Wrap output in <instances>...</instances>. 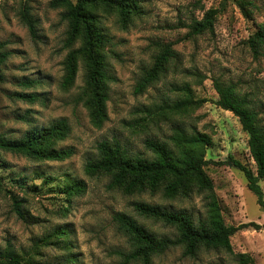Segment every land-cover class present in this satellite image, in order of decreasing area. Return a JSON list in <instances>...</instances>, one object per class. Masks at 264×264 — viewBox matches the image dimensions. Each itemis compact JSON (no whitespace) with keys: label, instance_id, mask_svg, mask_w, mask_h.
Wrapping results in <instances>:
<instances>
[{"label":"rangeland","instance_id":"obj_1","mask_svg":"<svg viewBox=\"0 0 264 264\" xmlns=\"http://www.w3.org/2000/svg\"><path fill=\"white\" fill-rule=\"evenodd\" d=\"M27 1L37 20V38L32 39L17 16ZM238 0H139L142 15L126 30L115 16L102 17V27L110 37L107 51L109 84L107 121L96 129L89 123L86 109L77 101L83 87V67L78 66L74 85L60 88L66 22L61 10L49 7L50 0H0V42L7 43L8 61L1 67L0 136L19 139L32 128L46 127L65 119L68 138L57 148H72L74 155L64 162H36L0 150V250L9 249L39 264H128L120 253L129 245L113 217L125 213L157 236L175 235L174 229L136 215L132 203L142 201L175 211H185L195 220L205 217L203 197L167 200L161 194L124 196L108 190L106 177L89 178L84 163L95 157L102 140L117 141L131 155L151 154L143 145L147 138L164 141L174 126L208 134L206 167L228 225L254 222L264 225V212L256 196L247 189L243 173L232 162L238 161L255 172L247 147V135L236 117L214 104L217 94L213 79L233 83L240 93L252 99L264 125V48L254 57L246 41L264 25V0L251 1L252 15L246 17L237 7ZM219 14L211 33L189 37L191 19H201L203 11ZM172 43L177 61L158 82L142 94L135 86L142 71L152 62L156 43ZM202 82L199 84V79ZM200 77V78H199ZM24 79L34 80L32 88L21 86ZM187 83L197 99L207 102L184 116L165 113L153 123L143 124L144 108H160L178 96L172 85ZM15 93H34L33 103L20 100ZM44 177L54 180L44 182ZM19 179L20 182L17 181ZM70 179L83 180L87 190L78 197L66 198L61 192ZM264 191V183L260 182ZM20 201L24 218L15 213L13 201ZM60 233H64L61 235ZM233 252L251 256L254 264H264V230L247 228L231 237ZM129 264H140L133 262ZM152 264H236L219 251H200L194 257L183 255L179 247L155 256Z\"/></svg>","mask_w":264,"mask_h":264},{"label":"trees","instance_id":"obj_2","mask_svg":"<svg viewBox=\"0 0 264 264\" xmlns=\"http://www.w3.org/2000/svg\"><path fill=\"white\" fill-rule=\"evenodd\" d=\"M237 7L246 17L252 15L253 4L248 0L236 1ZM49 7L61 10V18L66 22L64 47L68 52L63 60V75L60 88L69 90L75 83L78 66L83 67V87L77 101L87 111L89 123L100 129L107 121V101L109 84L114 79L108 71L107 47L110 37L102 27V17L115 16L117 26L126 30L135 18L142 15L139 0H50ZM203 11L201 19L193 18L188 25L189 37L211 33L219 11L208 9ZM17 16L32 39L37 38V20L31 14L27 1H23ZM254 57L260 56L264 48V25L246 41ZM7 43L0 42V83L4 81L1 67L8 61L10 52ZM157 51L151 65L142 71L137 80L134 93L142 94L148 87L166 75L172 63L177 61V53L173 44L158 42ZM200 78V77H199ZM204 77L201 76L199 84ZM213 88L217 94L214 104L228 111L237 118L241 130L247 135V147L255 164V172L234 161H229L240 170L247 182V189L257 199L264 212V191L260 182L264 183V125L260 113L255 109L252 99L242 94L233 83H225L213 79ZM21 86L34 87L37 82L24 79ZM171 92L178 93L170 103L164 102L160 108H144L141 113L143 124L168 113L173 116H184L193 112L207 102L197 99L187 83L172 85ZM22 101L33 103L38 95L34 93H15ZM70 134V127L65 119H59L46 127L32 128L19 139H8L0 136V150L36 162H64L74 155L72 148L58 149L59 143L65 141ZM211 137L192 129L188 131L181 126H174L164 141L147 138L144 148L150 152V158L141 154H129L117 141L102 140L96 146L95 157L87 159L83 166L84 174L89 178L106 177L107 189L116 190L124 196L160 193L167 200L185 199L192 194L203 197L205 217L195 220L185 211H175L160 205H152L142 201L132 203L137 216L161 223L174 229L173 237L157 236L133 217L125 213H116L113 220L129 245L127 253H120L126 263L138 262L152 264L155 256L167 250L179 247L183 255L194 257L200 251L224 252L235 259L236 264H254L251 256L233 252L231 237L238 231L253 228L264 230V225L254 222L232 226L226 224L222 207L214 190L212 179L206 172L209 161L206 159L207 149L212 146ZM54 179L44 177V182ZM18 182L19 179H17ZM1 187V182H0ZM66 198L85 194L86 183L83 180L70 179L61 189ZM13 208L19 218L23 219L20 201L11 197ZM63 235L64 233H60ZM0 264H39L9 250H0Z\"/></svg>","mask_w":264,"mask_h":264}]
</instances>
